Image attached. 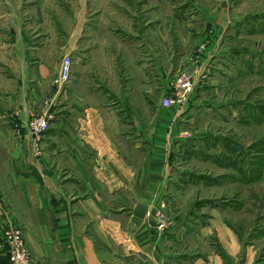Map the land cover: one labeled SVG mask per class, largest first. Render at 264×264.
I'll use <instances>...</instances> for the list:
<instances>
[{"label": "crops", "instance_id": "crops-1", "mask_svg": "<svg viewBox=\"0 0 264 264\" xmlns=\"http://www.w3.org/2000/svg\"><path fill=\"white\" fill-rule=\"evenodd\" d=\"M158 1L36 0L4 13L0 264H9L2 229L10 223L23 228L31 264H221L212 249L203 256L187 248L209 235L212 221L233 248L216 208L204 211L215 217L197 231L183 223L171 229L158 214L188 140L184 122L201 105L195 93L184 108L162 100L174 94L181 70L195 69L194 84L204 76L213 55L199 49L205 28L221 24L209 13L204 28L170 22L167 2ZM66 56L72 78L58 89ZM45 113L54 117L37 146L27 123Z\"/></svg>", "mask_w": 264, "mask_h": 264}, {"label": "rangeland", "instance_id": "rangeland-1", "mask_svg": "<svg viewBox=\"0 0 264 264\" xmlns=\"http://www.w3.org/2000/svg\"><path fill=\"white\" fill-rule=\"evenodd\" d=\"M35 1L0 0V22L5 12H17ZM164 1L170 22L198 21L204 28L209 13L221 24L205 28V48L199 49L203 53L210 48L213 55L208 67L202 64L206 72L199 82L194 84L195 69L177 75L190 76L198 91L193 88L185 99L181 92L169 96L176 100L172 105L184 108L194 93L199 94L201 105L189 111L184 122L188 140L172 167L164 213L158 214L170 219L171 229L183 223L197 231L200 223L215 217L205 212L216 208L218 224L234 234L233 248L221 240L213 221L208 222L209 235L194 238L187 248L203 256L212 249L222 256L221 264H264V0ZM227 21L232 22L229 27ZM200 84L207 89L201 91ZM17 226L32 262L25 232Z\"/></svg>", "mask_w": 264, "mask_h": 264}, {"label": "built area", "instance_id": "built-area-1", "mask_svg": "<svg viewBox=\"0 0 264 264\" xmlns=\"http://www.w3.org/2000/svg\"><path fill=\"white\" fill-rule=\"evenodd\" d=\"M201 48H205L204 45L201 46ZM72 65H73V59L71 56H66L62 60L61 66L59 68V72L57 76L54 79L55 85L58 87V89L64 88L65 85H67L72 78ZM177 76L175 82L173 83V89L174 93L180 94L182 93V97L187 98V95L190 94V92L194 88L193 81L190 76ZM181 98V97H180ZM176 102L175 99L168 97H165L162 100L163 106H171ZM52 113H45L42 115H33L28 123L27 127L31 134L34 135L37 146L38 142L41 140L44 133H46L51 126V119L53 118ZM18 127V125H16ZM40 143V142H39ZM39 148V147H38ZM40 149H36V152L39 154ZM3 235L4 240L7 244L8 249V256L11 264H31L30 256L28 255V252L24 248V240H23V234L21 230L18 228V226L15 223H10L7 226L3 228Z\"/></svg>", "mask_w": 264, "mask_h": 264}]
</instances>
